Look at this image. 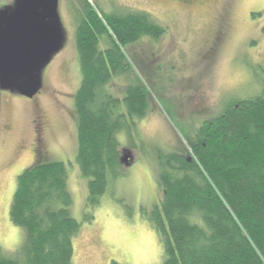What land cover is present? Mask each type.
Wrapping results in <instances>:
<instances>
[{
	"label": "rangeland",
	"instance_id": "rangeland-1",
	"mask_svg": "<svg viewBox=\"0 0 264 264\" xmlns=\"http://www.w3.org/2000/svg\"><path fill=\"white\" fill-rule=\"evenodd\" d=\"M89 1L105 13L116 8L146 12L167 28L158 42L143 39L144 44L124 50L130 62L140 61L135 70L151 91L155 109L136 120L132 136L118 131L126 174L109 186L98 207L88 209V179L76 161L75 95L82 81L76 12L74 0H59L65 43L43 69L39 94L31 100L0 90V247L13 260L25 243V231L12 224L10 210L18 178L35 162L32 149L39 142L46 158L64 163L68 172L71 215L81 223L73 264H163L164 248L149 219L161 202L158 151L182 149L183 136L202 120L219 116L234 100L259 94L264 0H219L201 8L169 0ZM113 84L111 93L121 97L126 81L117 77ZM87 215L91 222H85Z\"/></svg>",
	"mask_w": 264,
	"mask_h": 264
},
{
	"label": "trees",
	"instance_id": "trees-1",
	"mask_svg": "<svg viewBox=\"0 0 264 264\" xmlns=\"http://www.w3.org/2000/svg\"><path fill=\"white\" fill-rule=\"evenodd\" d=\"M8 1L0 0V7ZM73 5L82 75L75 95L76 161L88 179L86 206L93 209L126 174L118 131L132 136L136 120L155 105L135 70L140 61L130 62L124 50L143 39L158 42L167 28L146 12L116 8L105 13L89 0ZM117 77L126 81L121 97L110 90ZM261 82L259 94L234 100L219 116L185 134V147L158 151L161 202L149 219L164 248L163 264H264ZM38 143L32 149L35 162L18 178L10 210L12 224L25 231V243L13 261L0 247V264H73L81 223L71 215L66 165L48 160Z\"/></svg>",
	"mask_w": 264,
	"mask_h": 264
},
{
	"label": "water",
	"instance_id": "water-1",
	"mask_svg": "<svg viewBox=\"0 0 264 264\" xmlns=\"http://www.w3.org/2000/svg\"><path fill=\"white\" fill-rule=\"evenodd\" d=\"M58 9L59 0H14L0 11V90L39 94L43 69L65 43Z\"/></svg>",
	"mask_w": 264,
	"mask_h": 264
},
{
	"label": "flooded vegetation",
	"instance_id": "flooded-vegetation-1",
	"mask_svg": "<svg viewBox=\"0 0 264 264\" xmlns=\"http://www.w3.org/2000/svg\"><path fill=\"white\" fill-rule=\"evenodd\" d=\"M169 1L172 3H176L177 5L185 8H201V7H205V5H208L209 3L212 2L216 4V2L219 0H169Z\"/></svg>",
	"mask_w": 264,
	"mask_h": 264
}]
</instances>
